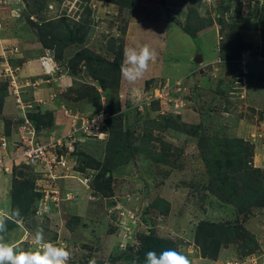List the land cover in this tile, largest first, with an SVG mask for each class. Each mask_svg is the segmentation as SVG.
I'll return each mask as SVG.
<instances>
[{"label": "rangeland", "instance_id": "rangeland-1", "mask_svg": "<svg viewBox=\"0 0 264 264\" xmlns=\"http://www.w3.org/2000/svg\"><path fill=\"white\" fill-rule=\"evenodd\" d=\"M125 1L0 0V150L12 157L21 145L25 116L36 137L59 142L63 107L93 116L102 105L90 99L102 92L107 114L102 140L76 133L55 147L54 179L14 153L8 178L0 175V210L32 200L0 240L32 250L42 229L71 253L68 264H144L166 249L191 264H264V205L246 195L264 184V0ZM68 34L82 41L67 45ZM128 46L157 54L135 83L120 75ZM92 54L111 70L94 76ZM214 148L238 164L229 200L201 158ZM76 170L87 186L71 178ZM209 223L233 226L231 241Z\"/></svg>", "mask_w": 264, "mask_h": 264}, {"label": "clouds", "instance_id": "clouds-1", "mask_svg": "<svg viewBox=\"0 0 264 264\" xmlns=\"http://www.w3.org/2000/svg\"><path fill=\"white\" fill-rule=\"evenodd\" d=\"M156 62L157 54L148 46L125 47L123 50V61L120 65L121 79L128 83H135L136 81L142 79L148 72L150 65L155 64ZM13 95L15 94L13 93ZM99 102L102 105V111L97 112L96 114H92L93 116H90L89 114H84L80 109L63 107V113L68 119H66L65 125L62 128L60 136L62 137V143L61 145H59V147L63 146L66 143H69L70 140L72 141V138H75L76 133L73 135L72 138H69L67 136L68 132L71 130V125L73 122V117L71 116L72 114L88 117H97L101 115L99 127L95 129L94 133L90 134V136L97 137V139L101 140L103 139L102 135L105 134L103 125L105 124L104 121L106 119L107 114L104 112V106L106 104L104 103V94H102V92H100L99 94ZM25 118L26 116L24 117V119ZM30 123L32 124L36 132V128L33 124V121L30 120ZM69 125L70 128L69 130H67ZM43 131L48 133L44 129ZM78 134L84 133L78 132ZM54 135L52 137L55 138L56 136ZM8 174L9 173L4 174V176L6 177H4L3 179L8 178ZM82 185L87 186L88 184ZM20 218L21 213L19 209H16L11 214H9L7 211L0 210V233H3L7 230V225L10 221H18ZM34 244L35 248L32 250H21L14 245L5 243L0 240V264H68L71 253L66 249V247L57 246L51 242H45L42 229L35 234ZM144 264H191V261L188 259L187 256L181 254L175 249H166L159 254L154 251L147 252L145 254Z\"/></svg>", "mask_w": 264, "mask_h": 264}, {"label": "trees", "instance_id": "trees-1", "mask_svg": "<svg viewBox=\"0 0 264 264\" xmlns=\"http://www.w3.org/2000/svg\"><path fill=\"white\" fill-rule=\"evenodd\" d=\"M118 3L120 4H127V5H131L133 2H126L125 0H116ZM124 2V3H123ZM78 30V28H77ZM70 33V31H69ZM191 36H193L192 34H190ZM65 37V40H67L65 43L67 44H70V43H74V42H81L82 41V38H79V37H75V36H71V34H68V35H63ZM67 44V45H68ZM65 45V44H64ZM66 45V46H67ZM62 48L64 47H56L55 51H56V55L57 57L59 56V53H61V50ZM52 49V48H50ZM79 56H84L83 54L79 55ZM87 60H91L90 61V64L88 65V68H89V71L94 75V76H98L101 72H108L111 70L110 68V63L107 62L106 60L102 59L100 56H98L97 54H92V56H87L86 57ZM103 81L104 80H101L102 82V86H104L103 84ZM95 98L94 99H90L91 101L93 100H96L98 99L99 100V92H98V97H97V94L95 93ZM1 106V104H0ZM106 106V105H105ZM104 106V108H105ZM31 117V116H30ZM33 119V118H31ZM34 122V119L31 120ZM105 122V121H104ZM48 124H51V121H48L47 122ZM106 124L103 125V129H104V126ZM116 138L120 141L122 139V132L121 130H119L116 134H115ZM137 148H131L130 149V154H133L135 151L137 150H140L139 148L136 150ZM143 153H145L146 155H148L150 158L152 159H156V156L153 155V154H150L148 153L147 154V151H144V150H141ZM225 155V156H224ZM132 156V155H131ZM222 156H224V161L222 159ZM226 156H229L228 154V151H224L222 150V148H214V149H211V150H208L207 152H201V158L203 159V161L207 164V166L209 167L210 171H211V174L213 175V177H219L218 181H217V186L219 187H223L224 191L221 193L222 197L225 199V200H229V197L232 196L233 194V189L230 188V186H228V179L231 177V175L234 173V172H237L236 169L238 164L236 166L233 165V163H231V158H226ZM160 158V157H158ZM157 158V159H158ZM125 160V159H124ZM96 162H99L98 160H94ZM100 163V162H99ZM239 170V169H238ZM259 185H257V183H254V184H250V185H247L246 186V195H247V200H253L255 202L256 205H261L263 204L264 205V184L260 182V186L258 187ZM255 188L258 189V193L256 194V191ZM254 189V190H253ZM22 190V189H21ZM19 190V192L21 191ZM255 191V193L252 192ZM35 194L37 192H34ZM42 193V192H41ZM31 200L32 198H30L29 196H24V197H20V198H15L13 199V202H12V206L13 203L16 204L18 206V209L21 213V216H24L27 211L29 210V207H30V204H31ZM244 205L246 203V201H243ZM241 204V203H240ZM14 210V208H13ZM208 224V223H207ZM211 225H214V226H219L220 228L222 229H219L220 230V235L224 234L225 233H228V237L226 235V237L224 236L222 239L224 241H231L232 237H233V230H234V227L233 226H228L227 228H225L223 225H215L214 223H209ZM11 226V223H9L7 225V228ZM202 226H199V228H201ZM225 232V233H224ZM229 238V239H228ZM227 239V240H226ZM149 244H155L154 242H149ZM153 245H149L148 249L147 250H150V248L152 247ZM157 253V252H156ZM159 254V253H157ZM145 260V258H144Z\"/></svg>", "mask_w": 264, "mask_h": 264}, {"label": "built area", "instance_id": "built-area-1", "mask_svg": "<svg viewBox=\"0 0 264 264\" xmlns=\"http://www.w3.org/2000/svg\"><path fill=\"white\" fill-rule=\"evenodd\" d=\"M71 116L73 117V122L71 125V130L67 134L69 138H72L73 135L78 132H82L84 134L89 135L94 133V130L99 127V123L101 121V115L97 117H88L72 114ZM21 126V128L23 129L22 134L24 131H27L26 134H28L29 137L25 138L22 134L20 135V137L22 136L21 138L19 137L21 145L16 148L14 147L15 152L13 151L11 153L12 157L8 155L4 148L0 150V175L9 173V162L12 159H15L14 153H17L21 158L24 157L26 159V163H38V166L40 167H42L41 163L44 164L45 167L44 169H42L43 172H45L44 176L50 179H54L55 177L53 176V168L54 166L58 165H56L57 163L54 161L53 155L54 150L56 149L55 147H57V145H61L62 137L58 139L59 142H56V138L54 137L48 140H40L39 137L35 136V129L30 123V120H28L27 118L24 119V122ZM23 127H26L27 129L24 130ZM5 144L7 145V143H5L4 140H1L0 138V148L2 145L4 146ZM77 173L80 175H78ZM77 173V177H75L74 174H71L70 176L73 178H77L82 184H88L90 180L89 175L83 174L80 171H77ZM58 177L60 176L57 175L56 178L58 179Z\"/></svg>", "mask_w": 264, "mask_h": 264}, {"label": "crops", "instance_id": "crops-1", "mask_svg": "<svg viewBox=\"0 0 264 264\" xmlns=\"http://www.w3.org/2000/svg\"><path fill=\"white\" fill-rule=\"evenodd\" d=\"M180 52V51H179ZM18 66H20V65H18ZM45 75H48V76H50V74L49 73H45ZM41 81H43V79H41ZM45 82H49V78L48 79H46V80H44ZM47 90H49V87H48V89Z\"/></svg>", "mask_w": 264, "mask_h": 264}, {"label": "water", "instance_id": "water-1", "mask_svg": "<svg viewBox=\"0 0 264 264\" xmlns=\"http://www.w3.org/2000/svg\"><path fill=\"white\" fill-rule=\"evenodd\" d=\"M195 61H197V62H201V61H202V59H201V57H200V56H198V57H196V58H195Z\"/></svg>", "mask_w": 264, "mask_h": 264}]
</instances>
